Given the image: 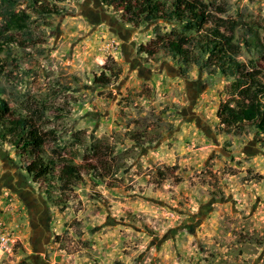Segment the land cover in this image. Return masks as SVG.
<instances>
[{
	"label": "rangeland",
	"instance_id": "obj_1",
	"mask_svg": "<svg viewBox=\"0 0 264 264\" xmlns=\"http://www.w3.org/2000/svg\"><path fill=\"white\" fill-rule=\"evenodd\" d=\"M183 1L202 4L204 32L254 39L237 59L264 83V0ZM107 4L0 0V100L34 119L57 163L34 179L0 144V264H264V134L226 133L217 115L236 77L183 73L164 42L198 30Z\"/></svg>",
	"mask_w": 264,
	"mask_h": 264
},
{
	"label": "trees",
	"instance_id": "obj_2",
	"mask_svg": "<svg viewBox=\"0 0 264 264\" xmlns=\"http://www.w3.org/2000/svg\"><path fill=\"white\" fill-rule=\"evenodd\" d=\"M52 1L56 5L67 0ZM105 1L109 6H112L115 1L124 4L122 6L130 13L129 22L131 23L168 20L182 23L186 30H198L199 34L191 39L182 37L178 41H165L164 51L182 62L185 74L196 66L213 72L220 70L225 76L236 77L229 90L232 98L222 104L217 113L222 130L235 134L256 130L264 134V83L258 78L257 72L247 71V67L237 59L243 49V43L246 47L256 44L253 38L241 42L236 39L235 28L232 30L222 28L225 26L212 27L210 34L204 32L202 28L209 17L205 16V13L200 14L202 4L198 6L183 0H171L167 5L161 0H144L138 8H134L125 0ZM219 12L220 15L226 13L224 9H219ZM9 21L13 29L27 30L28 28L27 20L21 13L12 14ZM246 32L253 36L250 28H246ZM104 85L109 84L105 82ZM3 93L5 91L0 88V94ZM4 142H9L19 150L21 155L31 161L27 167L30 177L47 180L53 178L57 163L55 159L44 160L40 156L45 142L34 119L21 113H14L6 101L0 100V144ZM62 172L59 176L60 180L64 179V175L68 178L77 175L72 166H68ZM68 185L67 183L65 187Z\"/></svg>",
	"mask_w": 264,
	"mask_h": 264
},
{
	"label": "built area",
	"instance_id": "obj_3",
	"mask_svg": "<svg viewBox=\"0 0 264 264\" xmlns=\"http://www.w3.org/2000/svg\"><path fill=\"white\" fill-rule=\"evenodd\" d=\"M13 239V238H12ZM10 237L6 235H1L0 236V250L2 251L3 249L7 248V244L10 241Z\"/></svg>",
	"mask_w": 264,
	"mask_h": 264
},
{
	"label": "flooded vegetation",
	"instance_id": "obj_4",
	"mask_svg": "<svg viewBox=\"0 0 264 264\" xmlns=\"http://www.w3.org/2000/svg\"><path fill=\"white\" fill-rule=\"evenodd\" d=\"M16 183H17V182H16ZM17 184H18V183H17ZM25 198H26V197H23V199H22L24 202H25ZM26 204H27V203H26ZM44 217H45V216H44ZM41 224H43V225L45 226V229H47V228L49 229V227H50V226H49V223H48V220L45 219V218L42 219ZM45 229H44V230H45ZM37 234H38V233H37Z\"/></svg>",
	"mask_w": 264,
	"mask_h": 264
}]
</instances>
